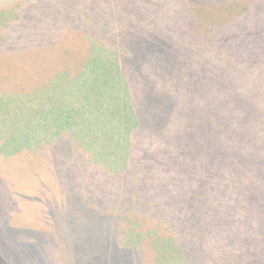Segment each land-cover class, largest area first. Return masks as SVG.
<instances>
[{
  "label": "rangeland",
  "instance_id": "374dc122",
  "mask_svg": "<svg viewBox=\"0 0 264 264\" xmlns=\"http://www.w3.org/2000/svg\"><path fill=\"white\" fill-rule=\"evenodd\" d=\"M95 1L0 0V245L9 252L11 264H99L91 258H82L88 252L102 248L105 235L110 236L118 229L111 215L116 203L109 197H131L135 192L131 186L125 187L122 194L116 186L111 190L109 184L94 177L93 171L83 168L78 162L84 147L78 144L80 140L76 139L71 147L59 148V153L64 156L59 165L50 159L53 143L51 146L44 141L38 148L29 145V127L43 135L45 119L57 121L60 125L54 127L63 129L72 127L79 119H86L83 127L87 130L92 127L101 130L108 125L97 122L93 125L82 109L84 103H95L87 114L88 119L93 121L101 116L105 122L106 107L115 96L107 57L104 58V68L100 65L93 72V61L90 60L94 49L76 15L84 8L91 12ZM147 1L150 0H144L139 6L141 11L147 9ZM166 1L174 6L171 14L173 28L186 32L181 43L184 55L175 56L170 66L167 59L164 67L161 66L160 58L159 64L150 62L147 66V72L158 75L159 79L158 83L151 81L149 84L153 85L159 101L163 97L161 105L155 102L152 105L158 124L155 121V125L149 123L148 132L162 135L165 130L179 127L185 134L182 136L187 137L191 122V89L204 85L214 91L228 86L239 90L243 78L221 44H213L215 52L210 57L191 58V0H180L184 6H178V0ZM75 23L77 27L72 28ZM138 28L135 27V33L139 34ZM141 57L145 63L151 59L148 55ZM255 58L252 88L257 89V96L251 117L254 124L249 121L247 127L235 133L243 149L240 148L241 152L230 166L238 176L239 188L245 189V196L250 198L243 201L241 220L245 229L244 235L238 237L255 260L264 262V55ZM200 65L207 71L204 74L197 72V79L204 81L195 82L193 68ZM133 70L139 75L144 68L136 66ZM80 71L76 83H69L67 73ZM168 89L183 91L186 95L178 114V99L175 95L168 99ZM138 103L142 122H145L151 106L143 89ZM239 103L240 100H236L237 106ZM110 112L107 123L114 115V111L112 116ZM173 114L177 123L181 125L183 121V125L178 126L171 120L173 117L168 115ZM119 116L117 111L115 118L121 119ZM217 118V126L225 122L224 116L218 115ZM67 134L63 132L62 136ZM159 139L157 136L153 138L155 142ZM96 141L88 140L94 149L100 151ZM214 142L219 147V141ZM207 145L209 150L212 140L205 138V147ZM219 155H206L205 158L209 161L216 157L221 161L222 152ZM112 163L115 165V161ZM194 174L191 170V221L195 216L206 217L204 221H220L221 225L220 210L216 208L219 202L209 195L217 187L197 176L192 178ZM212 203L216 205L212 207ZM119 216L127 219L124 214ZM2 255L8 261L3 252ZM149 255L151 264H155L156 255ZM172 258L171 264H175L178 255L173 252ZM126 260L131 261L123 264L137 262L136 259Z\"/></svg>",
  "mask_w": 264,
  "mask_h": 264
},
{
  "label": "trees",
  "instance_id": "16d2710c",
  "mask_svg": "<svg viewBox=\"0 0 264 264\" xmlns=\"http://www.w3.org/2000/svg\"><path fill=\"white\" fill-rule=\"evenodd\" d=\"M147 2V9L141 11L139 6L144 0H96L91 12L84 8L76 14L94 49L90 60L93 61V72L100 65L104 68V58L107 57L114 72L112 89L123 88L118 89L123 91L121 96H114L117 105L111 103L105 110L109 114L108 111L116 108L122 118L119 127L116 126L122 134H115L110 140L115 165L106 167L102 155L100 159H94L84 149L78 162L93 171L96 179L109 184L111 190L116 186L122 194L127 186L135 189L131 197H109L116 203L111 215L118 229L110 236L105 235L102 248L88 252L82 259L91 258L99 264H123L124 261L130 262L126 260L129 258L136 259V264H151V253V256L156 255L155 264H171L174 252L178 255L175 264H264L255 260L239 239L245 229L241 220L243 201L250 198L245 196V189L239 188L238 176L230 166L241 152L240 148L243 149L235 133L247 127L249 121L254 124L251 117L257 89L252 88V74L255 57L264 55V0H191V58L210 57L215 52L213 44H221L230 56L229 61L241 73L243 85L239 90L228 86L214 91L204 85L191 89V122L187 137L182 136L185 134L179 127L165 130L162 135L148 132L149 123L155 121L158 124L152 105L154 102L161 105L163 97L159 101L153 85L149 84L151 81L158 83L159 79L158 75L147 72V66L150 62L159 64L160 58L164 67V60L167 59L169 65L175 56L184 55L181 43L186 32L173 28V5L166 0ZM181 3L178 0L177 5L184 6ZM135 27H139V34L135 33ZM110 55L112 57L108 58ZM140 55H148L151 59L145 63ZM109 60H112L111 64ZM136 66L144 68L139 75L133 70ZM193 69L194 81L203 82L204 79H197L196 73H206L205 66ZM141 89L151 106L145 122H142L138 109ZM173 95L178 99V114L186 95L183 91L166 90L168 99ZM238 99L239 106L236 105ZM218 115L225 118L220 126L215 124ZM168 116L180 125L174 114ZM207 116L211 118L206 119ZM156 136L160 139L155 142L153 138ZM205 138L212 140L209 150L208 145L205 147ZM75 140L71 132L54 140L51 161L61 164L64 156L59 153V148L71 147ZM216 140L219 147L214 142ZM100 141L97 147L106 143ZM219 152L223 156L221 161L216 157L209 161L205 158L206 155L220 157ZM191 170L195 173L192 178L197 176L217 187L209 195L219 202L216 208L220 210L223 224L209 219L206 222V217L198 216L191 221ZM120 213L127 219L119 216ZM132 219L140 220V223ZM138 228L140 230L136 231ZM124 235L127 237L125 241L122 239ZM9 258V252L0 245V264H11Z\"/></svg>",
  "mask_w": 264,
  "mask_h": 264
},
{
  "label": "crops",
  "instance_id": "0c3cea01",
  "mask_svg": "<svg viewBox=\"0 0 264 264\" xmlns=\"http://www.w3.org/2000/svg\"><path fill=\"white\" fill-rule=\"evenodd\" d=\"M112 70V74H111V79L114 75L113 69ZM82 71L78 72V73H67L68 74V81L69 83H76V80H78L79 75L81 74ZM71 77L73 78L71 82ZM72 86V85H71ZM70 86V87H71ZM122 89V86H118L116 91L114 90L115 95H120L123 93V91L118 90V89ZM117 97L112 98L111 102L109 104H113L117 105V103L115 104L114 102L116 101ZM33 103V102H32ZM108 104V105H109ZM33 105V104H31ZM107 105V104H106ZM108 105L106 107V109L108 108ZM95 106V103H84V105H82V109L84 114L86 115L87 120L92 123L93 125H97V123L99 124H108L104 129H99V128H94L92 127V129H85L83 127V124L86 123V119H79V120H75L73 122V126L72 127H68L67 129H63L61 127H54L55 124L56 125H60L57 121L55 120H49L47 121L46 119L44 121H46L45 125H43V128L45 129V131L43 132V135H39L35 130H33V127H29V141L30 144L33 148H38L39 145L40 147L42 146L41 144L45 141L49 142L52 146V143L54 142V140L59 139V137L61 136V134L63 132L66 133H73L75 135V139L80 140L78 142V144H82L84 145L83 149L84 151L88 152L89 155L94 158V159H100V155L103 156V159L105 161L106 164H104L106 167H112L114 164L112 163L114 161V156L112 155V144L110 142L111 138L117 134H122L121 131L118 130V128H116V126L119 127V121L122 119H117L116 117V112L119 110H116V108L111 109V116H112V111H114V115L111 117V120L108 122V114H104V116H106L107 118H105V122L102 121L101 116H98L96 119H94L92 121V119H88L87 114L90 112L91 107ZM33 107V106H31ZM33 111V110H32ZM120 112V111H119ZM120 117V116H119ZM97 122V123H96ZM72 124V123H71ZM35 132V134H33ZM79 134H84V135H79ZM89 139H97L96 143L97 145L101 143V139L103 141H105L106 143H103L104 146L103 147H98L100 149V151L94 149L90 143L88 142ZM28 151V149H26ZM103 164V163H102Z\"/></svg>",
  "mask_w": 264,
  "mask_h": 264
}]
</instances>
